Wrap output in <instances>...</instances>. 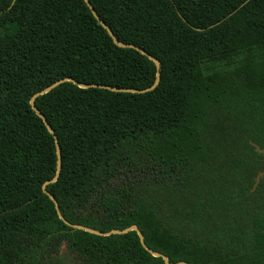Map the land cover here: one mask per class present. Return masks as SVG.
I'll list each match as a JSON object with an SVG mask.
<instances>
[{
  "label": "trees",
  "instance_id": "obj_1",
  "mask_svg": "<svg viewBox=\"0 0 264 264\" xmlns=\"http://www.w3.org/2000/svg\"><path fill=\"white\" fill-rule=\"evenodd\" d=\"M0 0V264H264V0ZM161 255H153L151 251Z\"/></svg>",
  "mask_w": 264,
  "mask_h": 264
},
{
  "label": "water",
  "instance_id": "obj_2",
  "mask_svg": "<svg viewBox=\"0 0 264 264\" xmlns=\"http://www.w3.org/2000/svg\"><path fill=\"white\" fill-rule=\"evenodd\" d=\"M85 3L87 4V6L89 7V9L91 10L93 16L99 21V23L106 29L107 33L109 34V36L111 37V39L113 40V42L120 46V47H131V48H134L136 49L137 51H139L140 53L146 55L149 59H151L154 64H155V67H156V73H155V80L153 82L152 85H150L149 87H146V88H143V89H134V88H115V87H111L109 85H104V84H95V83H80V82H77L71 78H68V77H64V78H61V79H58L56 80L55 82L51 83L50 85H48L47 87L43 88L42 90L40 91H37L36 93H34L32 95V97L30 98V105L32 107V109H34V111L37 113V115L42 119L43 123L45 124V126L47 127V129L49 130L50 133H52L53 137H54V141H55V148H56V172L54 174V176L44 182V184L42 185V189H43V192L48 194L49 198L52 200L53 204H54V208L56 210V213L58 215V217L66 224L68 225H71L73 228H82L88 232H91V233H95V234H101V235H107L109 233H119V232H125L127 230H131V229H135L138 233V237H139V240L142 244L143 247H146L145 244H144V241H143V235L142 233L138 230V228L135 226V225H131L123 230H115V229H112L108 232H99V231H96L92 228H89V227H86V226H82V225H78V224H70L69 222H67L61 215L60 213V210H59V207H58V204H57V201L55 200V198L49 194L46 190H45V185L48 183V182H51L53 180H55L58 176V172H59V168H60V163H61V156H60V146H59V143H58V140H57V137L56 135L54 134L51 126L48 124V122L46 121L45 117L43 116V114L36 108V106L34 105V98L39 95V94H42L44 92H47L49 91L50 89H52L53 87H55L56 85H58L59 83L61 82H64L66 80L68 81H72L74 83H76L78 86L80 87H101V88H108V89H111V90H115V91H128V92H145V91H148V90H151L153 89L158 81H159V61L158 59H156L155 57L151 56L150 54H148L146 51H144L142 48L136 46V45H133V44H130V43H124V42H121L119 41L113 34V32L111 31V29L108 27L107 24H105L100 18L99 16L97 15L96 11L94 10L93 6L91 5L90 1L89 0H84ZM255 146V150L261 154H263L264 156V148H260L258 147L257 145H254ZM264 175V168L257 172V174L254 176V179H253V185H252V188H254L257 183L259 182L260 178ZM151 251V250H150ZM151 253L153 255H161L160 253L158 252H153L151 251ZM163 257V259L165 260V262L167 264H185L184 262H176V263H168L167 262V259L164 255H161Z\"/></svg>",
  "mask_w": 264,
  "mask_h": 264
},
{
  "label": "flooded vegetation",
  "instance_id": "obj_3",
  "mask_svg": "<svg viewBox=\"0 0 264 264\" xmlns=\"http://www.w3.org/2000/svg\"><path fill=\"white\" fill-rule=\"evenodd\" d=\"M254 145H256V144H253V146H254ZM257 146H258V145H257ZM258 147H259V146H258ZM260 148H264V147H260ZM254 149H255V146H254ZM258 153H259V152H258ZM262 155H263V154H262ZM263 168H264V167H263ZM263 168H262V169H263ZM262 169H261V170H262ZM261 170H260V171H261ZM258 172H259V171H258ZM256 174H257V173H256ZM263 176H264V175H263ZM263 176H262V177H263ZM253 179H254V178H253ZM257 184H258V183H257ZM252 185H253V184H252ZM256 186H257V185H256ZM256 186H255V187H256ZM255 187H254V188H255ZM254 188L251 187L252 190H253Z\"/></svg>",
  "mask_w": 264,
  "mask_h": 264
}]
</instances>
